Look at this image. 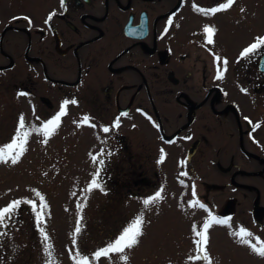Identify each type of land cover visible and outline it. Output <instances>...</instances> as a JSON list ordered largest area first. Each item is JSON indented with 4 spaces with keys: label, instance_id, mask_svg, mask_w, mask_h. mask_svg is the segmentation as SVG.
<instances>
[{
    "label": "flooded vegetation",
    "instance_id": "af4514ba",
    "mask_svg": "<svg viewBox=\"0 0 264 264\" xmlns=\"http://www.w3.org/2000/svg\"><path fill=\"white\" fill-rule=\"evenodd\" d=\"M225 2L0 0V100L9 110L0 126L19 125L21 116L25 124H45L68 101L70 119L85 110L91 128L101 131L91 138L109 144L101 150L99 171L120 175L111 182L120 195L159 185L157 166L146 165L149 155L175 159L165 166L168 171H218L229 176V183L216 175L204 179L207 215L234 218L250 237L260 239L258 247L264 246V160H259V150L264 152V49L238 60L253 42L248 20L237 22L245 10L238 0L219 12L221 18L235 17L219 23L230 27L231 35L215 29L211 44L203 27L177 19L185 6L201 13L198 9ZM237 27L239 35L245 33L238 39ZM218 68L222 79L216 78ZM231 91L243 99L237 101ZM129 113L134 118L128 122L135 123L119 132L115 120ZM143 115L154 128L151 136L142 134ZM104 127L113 130L112 136ZM131 128L138 136L131 135ZM244 169L246 181L238 179ZM238 189L250 198H237ZM221 194H228L223 203Z\"/></svg>",
    "mask_w": 264,
    "mask_h": 264
},
{
    "label": "rangeland",
    "instance_id": "374dc122",
    "mask_svg": "<svg viewBox=\"0 0 264 264\" xmlns=\"http://www.w3.org/2000/svg\"><path fill=\"white\" fill-rule=\"evenodd\" d=\"M240 5L245 10L237 15V22L248 20L254 43L257 37H264V0H238ZM221 16L219 12L210 15L195 13L185 6V11L178 14L177 19L203 28L212 26L230 36V27H223L219 23L230 22L235 17ZM240 33L241 29L237 27L236 39L245 34ZM230 96L237 101L243 99L239 91H231ZM252 101L258 100L254 98ZM3 104L4 101L0 100V122H5L9 116V110ZM84 111L81 110L77 119L72 121V109L65 110L59 126L48 137L39 131L44 123L25 124L24 131L29 135L19 161L16 164H12L10 159L0 162V209L12 201H22L13 216L0 225V264H80L85 259L88 264H125L122 255L129 257L127 264H264V257L256 254L251 247L252 244L258 246L260 239L244 237L249 241L245 244L232 234L247 231L246 226L238 224L234 218H229L227 225L213 224L208 229L209 240L203 246L207 260L196 243L199 237L195 232L202 230L210 216L206 212L209 207L201 196L204 179L216 175L223 183H229L228 175L219 174L218 171L194 173L186 167L185 171H168L165 166L175 163V159L165 161L149 155L146 165L154 166L155 163L157 166L159 185L153 188L147 186L146 193L120 195L111 184L112 179L118 180L120 175L109 174L102 169L99 183L104 191L90 189L94 174L101 165L99 161L103 160L101 150L109 144L106 141L103 144L99 138H91L92 133L101 131L91 128L90 119ZM143 116L142 134L151 136L154 128L150 118ZM132 118L133 113L117 117L120 126L116 130L124 131L129 124L131 126L135 121L128 122V119ZM18 127L14 123L0 126V148L6 153L15 152L14 148L8 146L13 143ZM129 132L133 137L139 134L132 128ZM109 134L107 137L112 136V129ZM259 155V160L263 161L262 150H259ZM94 156L97 158L95 161ZM238 173L242 176L238 179H249L247 169ZM238 190L237 198H250L248 191ZM157 192H160L161 199L146 206L143 201ZM227 197L228 194H221L218 198L223 203ZM247 203L245 201L243 208H248ZM42 204L45 207L41 208ZM200 204L205 207L200 208ZM138 216L143 219V235L138 245L126 249L122 254L95 256L98 250L114 242ZM78 221L81 231L76 233ZM45 234L47 241L44 240ZM46 244L51 245L50 256L44 250Z\"/></svg>",
    "mask_w": 264,
    "mask_h": 264
},
{
    "label": "snow or ice",
    "instance_id": "6c2138e0",
    "mask_svg": "<svg viewBox=\"0 0 264 264\" xmlns=\"http://www.w3.org/2000/svg\"><path fill=\"white\" fill-rule=\"evenodd\" d=\"M234 3V0H226L225 3H222L219 5V7H213L211 9H198L201 12H204L206 15L209 14H216L220 11L226 10L229 7H231ZM62 5H63V0H62ZM243 11V9H241ZM54 15L50 14L48 19H51V16ZM18 19V18H14ZM23 19L28 20V17H23ZM171 23V20L169 21ZM204 33L207 36V42L209 44L213 43L212 36L215 33V28L212 26H205L203 29ZM262 49H264V37H257L255 39V42L252 43L250 46L244 48L241 53L240 57H238V60H247L251 59L255 55H257ZM217 61H219L221 58L219 56L215 57ZM223 64L226 66L227 65V60H223ZM224 76V72L220 71L219 68L217 70V79H222ZM20 95H24V93H20ZM68 101H64V104L61 106V109L58 114H56L52 119L48 120L41 129H39L40 132L44 134L45 137H48L52 135V133L55 131V129L59 126L61 118L66 114L65 112V106L68 104ZM71 103L75 104L76 101L72 100ZM247 119V118H246ZM85 122H87V118H85ZM119 126V119L115 121L114 127ZM256 127H260L259 124L256 125ZM25 129V121L24 118L21 116L19 120V127L17 129L16 136L13 140V143L9 145V148H14L15 152L14 154H9L6 153L3 148H0V162H8L9 159L12 164H16L19 161L20 156L23 154V151L25 150V144H26V138L29 135L28 132L24 131ZM103 131L107 133L109 131L108 127H104ZM45 143L47 140L45 139ZM94 161L97 159L95 156L93 157ZM164 157L161 155V160H163ZM100 164H103L104 161L100 160ZM186 175V173H185ZM99 176H100V171L98 170L94 174V179H92L91 184H90V189H99L100 191H104L103 187L99 183ZM193 195H195V191H193ZM161 199V194L160 192H157L155 196L150 197L149 199H146L143 201V203L147 206L155 201H158ZM41 200H43V197H41ZM22 201L20 200H15L10 202L8 205L4 206L2 209H0V225H3L5 220L10 219L13 214L16 212V210L19 208L20 204ZM29 204H34L33 201H28ZM198 203V202H197ZM45 207V205H41V208ZM200 208H204L205 206L203 204L199 205ZM40 216L38 215V219ZM78 226L76 227L75 231L76 233H79L81 231V228L79 227V221L77 222ZM142 224H143V219L142 217H137L128 227H125L121 234L115 238L114 242H109L108 245L105 248H102L98 250L95 253L96 257H107L110 253H117V254H122L125 252L126 249H132L134 246L138 245L139 243V238L143 235L142 231ZM227 225L229 224V219H221L217 218L216 216L210 215L208 220H206L202 226V230L196 231L195 235L199 237V239L196 241L197 245L200 246V250L203 252V257L205 260L208 259L207 252H204L203 246L208 243L209 237L207 235L208 229L213 225ZM43 232V229H41ZM195 231V228H194ZM233 235L237 236L240 238L242 243L248 244L249 241L247 239H244V237H250L252 234L250 232L241 230L238 232L232 233ZM44 240L47 241L48 237L45 234L44 235ZM252 250L260 255L261 257H264V246L258 247L256 244L251 245ZM51 245L46 244L45 246V252L51 255L50 252ZM121 259L127 264V261L129 257L127 255H122ZM80 264H88L87 260H82L80 261Z\"/></svg>",
    "mask_w": 264,
    "mask_h": 264
},
{
    "label": "water",
    "instance_id": "95a60500",
    "mask_svg": "<svg viewBox=\"0 0 264 264\" xmlns=\"http://www.w3.org/2000/svg\"><path fill=\"white\" fill-rule=\"evenodd\" d=\"M261 62H262V60H261ZM225 212H228V209H226Z\"/></svg>",
    "mask_w": 264,
    "mask_h": 264
}]
</instances>
